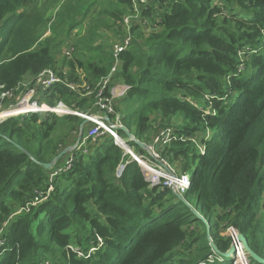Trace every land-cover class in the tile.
I'll list each match as a JSON object with an SVG mask.
<instances>
[{
    "label": "trees",
    "instance_id": "1",
    "mask_svg": "<svg viewBox=\"0 0 264 264\" xmlns=\"http://www.w3.org/2000/svg\"><path fill=\"white\" fill-rule=\"evenodd\" d=\"M52 4L55 16L46 17ZM132 8L133 0H113L82 36L80 0H0V86L10 91L44 69L94 86L115 63L95 28L110 16L124 38ZM130 25L116 75L130 86L116 102L124 125L145 143L172 128L176 139L158 150L178 172L196 165L183 197L209 222L217 247L228 251L222 231L234 226L264 257V0H149ZM59 101L87 111L94 99L59 84L47 102ZM82 121L55 113L0 121V264H224L206 223L171 189L151 186L113 136L82 139L45 167L76 142Z\"/></svg>",
    "mask_w": 264,
    "mask_h": 264
},
{
    "label": "built area",
    "instance_id": "2",
    "mask_svg": "<svg viewBox=\"0 0 264 264\" xmlns=\"http://www.w3.org/2000/svg\"><path fill=\"white\" fill-rule=\"evenodd\" d=\"M148 2L149 0H133V12L124 18L127 35L113 44L115 63L109 73L103 76L94 86L89 83L82 85L80 82H71L66 76H62L54 69H44L36 77L25 79L19 86L10 91H4L3 87L0 86V121L31 113L73 114L81 118H88L90 122L85 129L84 141L88 139L95 140L97 137L104 135L113 136L116 143L123 147L125 152L141 165L146 180L151 186L167 187L174 193L177 192L184 195L192 187V177L189 173L178 172L175 166L164 158L158 150L159 147H163L172 139H176L172 128L161 130L153 137L150 143L143 142L149 148V151H146L147 154L136 153L128 143L132 139L129 137L125 139L120 134V129L126 126L122 121L121 114L116 109V102L127 93L130 86L124 83L120 84V86L116 84V75L120 62L119 55L131 45L130 24L133 19L140 16L142 7ZM68 53L70 54V52ZM59 84H64L71 91L83 97H93L94 102L91 109L81 111L75 107L68 106L63 101H59L55 105L48 104L47 97L50 91ZM72 160L73 158H69L65 164L56 168L51 174V181L59 173L68 170L72 165ZM121 167L119 168V174H121ZM52 189L53 186H50L49 191ZM240 233L236 227H228V238L231 239V245L235 246L232 254L233 264H253L242 241L239 239ZM222 259L223 257L220 256V260ZM208 260L213 262L214 258L210 257Z\"/></svg>",
    "mask_w": 264,
    "mask_h": 264
},
{
    "label": "water",
    "instance_id": "3",
    "mask_svg": "<svg viewBox=\"0 0 264 264\" xmlns=\"http://www.w3.org/2000/svg\"><path fill=\"white\" fill-rule=\"evenodd\" d=\"M90 122V120L88 118H84L83 121L81 122L80 126H79V132H78V137H77V140L75 142V144L73 146H67L65 147L63 150H61L55 157L54 159L51 161V162H48V163H45V167L47 169H53L55 167V165L58 163V161L63 158L65 155L71 153L72 151H74L75 149H77L82 141V139L84 138V134H85V129H86V126L87 124ZM120 130H123L126 135L131 138L133 141H135L136 143H138L140 146L143 147V149H145L146 151H149V148L148 146L143 143L142 141H140L139 139H137L130 131L127 127H122ZM18 147L24 151L26 154H28L32 159L33 157L31 156L30 152H28L25 148L21 147L18 145ZM123 170V167L121 169L120 172H122ZM192 178H193V175H192ZM175 194L182 200L185 201V198L183 197V195H181L180 193H177L175 192ZM186 204L188 206H190V208L192 209L193 213L196 215L197 218H199L200 220H202L203 222L206 223L207 225V239L213 249V251L217 254H219L221 257L223 258H228V257H231V260H232V254L235 250V246L234 245H231V247L228 249V251L226 252H222L216 245V243L214 242L212 236H211V227H210V224L209 222L205 219V217L199 213L195 208H193L191 206L190 203H188L187 201H185ZM239 239L242 241L243 245H244V248L246 249V251L248 252L249 256L251 257L252 261L255 262V264H264V257L259 255L257 252H255L250 244H249V241L247 239V237L245 236L244 233H240L239 235Z\"/></svg>",
    "mask_w": 264,
    "mask_h": 264
},
{
    "label": "crops",
    "instance_id": "4",
    "mask_svg": "<svg viewBox=\"0 0 264 264\" xmlns=\"http://www.w3.org/2000/svg\"><path fill=\"white\" fill-rule=\"evenodd\" d=\"M47 1V0H44V2ZM112 1L113 0H80V4H81V15H80V19L82 21V36H85L87 35V25L91 24L93 22V19H97L98 18V15L99 13L101 12V10L106 7V6H110L112 4ZM54 4V3H53ZM53 4L51 5L50 9L48 10L47 14H46V17L51 13L52 16L54 17L55 16V13H56V9L53 8ZM102 23L103 25L100 26L102 28H105L103 30H98V28H95L96 30L99 31V33H101V36H98L97 37V41L100 42L102 40H110L112 41L109 37H105L103 35V32H109L107 30H111V28H106L104 26L105 23H107L108 25H112L113 27V19H111L110 16H103L102 18ZM116 28H114L113 30L115 31ZM80 30V26L76 27L74 32H73V36L76 35L77 37V32ZM50 34V31L49 30H45V37H47L48 35ZM44 37V38H45ZM112 43V42H111ZM111 45V44H110ZM112 46V45H111ZM78 72L80 74H83V77H85L86 73L84 72V70H78ZM120 86V85H118ZM70 154V153H69ZM67 162V161H66ZM65 162V163H66ZM63 163V164H65ZM63 164L59 165L58 167L62 166ZM57 167V168H58ZM56 170V168H55Z\"/></svg>",
    "mask_w": 264,
    "mask_h": 264
},
{
    "label": "rangeland",
    "instance_id": "5",
    "mask_svg": "<svg viewBox=\"0 0 264 264\" xmlns=\"http://www.w3.org/2000/svg\"><path fill=\"white\" fill-rule=\"evenodd\" d=\"M75 20H79V18H77V19H75ZM114 28H116L114 25H113V29ZM127 27L125 26V25H121V29L122 30H124V29H126ZM103 29H105V28H102V27H99L98 28V30H103ZM113 29H111V30H107V31H109V32H103V35L105 36V37H109V36H111V37H109L112 41H110V40H102V41H100V42H97L96 44H99V43H101V44H103V45H105V46H109L110 44L111 45H113V44H115L117 41H118V39L116 38V32L113 30ZM151 32V31H150ZM147 33H149V30H148V32ZM45 37V35H43V38ZM69 39V43H67V44H64L63 46H62V51H63V53H65V52H67V51H69V49H70V45H71V43H74V40H75V38H76V35L75 36H73V34L71 33V35L68 37ZM112 42V43H111ZM71 47H72V45H71ZM72 56V51H71V55H70V57ZM75 56H77V53L75 52ZM81 56H82V58L83 59H85V60H87L88 59V57H86V56H84L82 53H81ZM73 57V56H72ZM60 64V63H59ZM65 76L66 77H69V75H68V73H65ZM83 76V75H82ZM83 78H85V77H83ZM28 79V78H27ZM88 81H85V82H80V84H85V83H87ZM116 84H122L121 82H119L118 80H116ZM207 112H210V109H208L207 110ZM29 115V114H28ZM82 119H84V118H82ZM89 124V123H88ZM88 124H87V126H88ZM84 139V138H83ZM126 139V138H125ZM128 139V138H127ZM193 139L194 140H196L197 142H199V139L197 138V137H193ZM75 144V142L73 143V145ZM73 145H69V146H73ZM200 145V144H199ZM133 149V148H132ZM203 149H204V147H203V145H200V152L202 153V151H203ZM134 150V149H133ZM203 153H204V151H203ZM124 165H122V167H123ZM175 166V165H174ZM122 167H121V169H122ZM176 168V167H175ZM195 168H196V165H194V164H191V166H190V168L188 169V173L190 174V176L192 177V175L194 174V170H195ZM177 169V168H176ZM178 170V169H177ZM20 212V211H19ZM228 225L223 229V231H222V234L224 235V236H226V237H229L228 236V234H227V230H228ZM95 248L96 247H90V249H89V253H92V252H94V250H95ZM79 250H80V247L79 246H74V251H76V252H79ZM220 260V259H219ZM222 260H225L224 261V264H227V263H229L230 261H231V257H228V258H223ZM222 260H220V261H222ZM253 264H255V263H253Z\"/></svg>",
    "mask_w": 264,
    "mask_h": 264
}]
</instances>
